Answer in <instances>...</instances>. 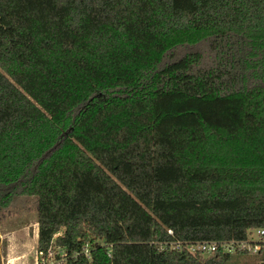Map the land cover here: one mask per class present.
<instances>
[{
  "label": "trees",
  "instance_id": "obj_1",
  "mask_svg": "<svg viewBox=\"0 0 264 264\" xmlns=\"http://www.w3.org/2000/svg\"><path fill=\"white\" fill-rule=\"evenodd\" d=\"M16 195L65 264H227L185 244L264 226V0H0Z\"/></svg>",
  "mask_w": 264,
  "mask_h": 264
},
{
  "label": "built area",
  "instance_id": "obj_2",
  "mask_svg": "<svg viewBox=\"0 0 264 264\" xmlns=\"http://www.w3.org/2000/svg\"><path fill=\"white\" fill-rule=\"evenodd\" d=\"M167 231L171 232L170 229H167ZM59 233L60 231H57L54 235ZM168 244L171 247L177 246L174 242H170ZM164 246L165 243H160V247ZM185 247L191 252L199 251L200 253L206 254H209L216 249L228 253L240 252L253 254L258 256L259 264H264V257L261 256L264 252V226L255 227L249 230L243 238L192 241L187 242ZM82 252L87 256V247H84ZM75 255L76 252L71 254V256ZM68 257L69 256L67 255L65 248L51 240L49 245L44 250L35 251L33 264H65Z\"/></svg>",
  "mask_w": 264,
  "mask_h": 264
},
{
  "label": "crops",
  "instance_id": "obj_3",
  "mask_svg": "<svg viewBox=\"0 0 264 264\" xmlns=\"http://www.w3.org/2000/svg\"><path fill=\"white\" fill-rule=\"evenodd\" d=\"M28 197L34 206V209L31 211L30 215L27 217L25 221H19L17 223H12L11 225L2 226L0 227V243L1 241L5 240L7 245V252L4 259V264H26L23 256V247L24 243H28V241L33 242L35 244L36 241V197H29L28 195H16L12 196V200L8 204H12L14 197ZM6 206L3 209H0V221L3 223L11 221L13 222V215H8L6 218L1 216V212L5 213L3 210H7L9 207ZM23 208H19L18 211H22ZM26 211V210H25ZM24 211V212H25ZM18 216H16V220ZM31 231L29 235L28 231Z\"/></svg>",
  "mask_w": 264,
  "mask_h": 264
},
{
  "label": "rangeland",
  "instance_id": "obj_4",
  "mask_svg": "<svg viewBox=\"0 0 264 264\" xmlns=\"http://www.w3.org/2000/svg\"><path fill=\"white\" fill-rule=\"evenodd\" d=\"M28 196L33 197L35 199V197L33 195H28ZM13 199L14 200H13L12 204H10L9 206L7 205L9 208L7 210H3V211H5V213L1 212V216H3L4 218H6L8 215L15 214L17 212L15 215H13V217H14L13 222L8 221V222L3 223V225H2V222L0 221V227L11 225L12 223H17L20 220L21 221L27 220V217L30 215L31 211L34 209L33 203L28 197H24V196L23 197H14ZM19 208H21V209L23 208V210L18 211ZM1 209H3V208H1ZM16 216H18L17 220H16ZM28 232L30 235L31 231L29 230ZM97 241H99V240H96L95 242H97ZM22 251H23L22 252L23 256H21V257H24V260H26L25 263L26 264H33V256H34L35 251H36L35 244L33 242H30V241H28V243H24V247H23ZM6 252H7V245H6L5 240H3L0 243V264H4ZM201 254L207 255L206 253H201ZM227 264H259V262H258V256L257 255L234 252L233 254L230 255V258H229V261Z\"/></svg>",
  "mask_w": 264,
  "mask_h": 264
}]
</instances>
